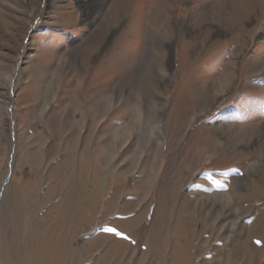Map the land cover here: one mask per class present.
<instances>
[{
  "label": "rangeland",
  "instance_id": "rangeland-1",
  "mask_svg": "<svg viewBox=\"0 0 264 264\" xmlns=\"http://www.w3.org/2000/svg\"><path fill=\"white\" fill-rule=\"evenodd\" d=\"M247 1L0 0V264H264Z\"/></svg>",
  "mask_w": 264,
  "mask_h": 264
},
{
  "label": "bare ground",
  "instance_id": "bare-ground-1",
  "mask_svg": "<svg viewBox=\"0 0 264 264\" xmlns=\"http://www.w3.org/2000/svg\"><path fill=\"white\" fill-rule=\"evenodd\" d=\"M251 1H253V0H248L247 2L244 3V5L247 7L249 4H251ZM156 4H157V2H156ZM158 6H159V4H158ZM223 200L225 201L226 204H228V202L226 201V199L223 198Z\"/></svg>",
  "mask_w": 264,
  "mask_h": 264
},
{
  "label": "water",
  "instance_id": "water-1",
  "mask_svg": "<svg viewBox=\"0 0 264 264\" xmlns=\"http://www.w3.org/2000/svg\"><path fill=\"white\" fill-rule=\"evenodd\" d=\"M3 190V187H2V189H1V191Z\"/></svg>",
  "mask_w": 264,
  "mask_h": 264
},
{
  "label": "snow or ice",
  "instance_id": "snow-or-ice-1",
  "mask_svg": "<svg viewBox=\"0 0 264 264\" xmlns=\"http://www.w3.org/2000/svg\"><path fill=\"white\" fill-rule=\"evenodd\" d=\"M111 231H114V230H111ZM259 243V242H258Z\"/></svg>",
  "mask_w": 264,
  "mask_h": 264
}]
</instances>
